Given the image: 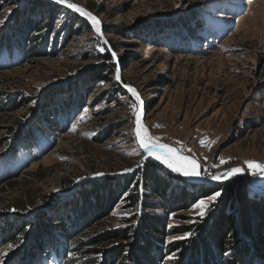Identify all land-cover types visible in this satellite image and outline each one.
Returning a JSON list of instances; mask_svg holds the SVG:
<instances>
[{
	"label": "rangeland",
	"instance_id": "374dc122",
	"mask_svg": "<svg viewBox=\"0 0 264 264\" xmlns=\"http://www.w3.org/2000/svg\"><path fill=\"white\" fill-rule=\"evenodd\" d=\"M69 2L100 21L106 44L86 17L55 0H0V264H72L79 256L72 244L87 246L103 230L139 227L154 217L164 222L156 236L165 253L160 264H204L201 250L191 263L192 253L186 255L197 248L195 225L211 221L221 204L239 221V202L234 194L229 201L227 183L244 187L251 201L264 200L252 189L264 191V176L245 164H264V0ZM129 87L142 101L150 134L198 162L201 175L191 183L143 159ZM72 97L76 103L67 111ZM151 164L160 168L150 173ZM232 168L245 171L226 182H204L206 171ZM96 187L114 203L95 206ZM82 188L92 193L78 197ZM155 189L204 194L170 205ZM216 192L215 201L206 200ZM129 193L133 204L125 200ZM202 199L208 205L203 218L193 207ZM150 204L162 207L145 208ZM75 206L79 211L72 212ZM18 225L25 233L18 234ZM38 225L51 230L37 239L47 247L34 259ZM54 242L56 252L47 250ZM174 244L181 247L166 253ZM112 248L93 246L95 264H105ZM258 259L253 255L247 264H264Z\"/></svg>",
	"mask_w": 264,
	"mask_h": 264
},
{
	"label": "trees",
	"instance_id": "16d2710c",
	"mask_svg": "<svg viewBox=\"0 0 264 264\" xmlns=\"http://www.w3.org/2000/svg\"><path fill=\"white\" fill-rule=\"evenodd\" d=\"M38 28L39 27L35 28L34 30L37 31ZM69 100L72 104V107H69L67 111L73 109V106L76 103L74 101V97L71 99L69 98ZM148 168L150 173H152L154 172L155 168L158 169L160 167L156 164H151ZM150 182L153 184H160L156 180H151ZM67 184L68 185L66 188L69 191L71 189L70 187L72 183L68 182ZM189 184L190 183H188V185ZM92 185L94 186L95 184L92 183ZM237 186L235 188H231L232 186L230 183H227L225 187L229 201H231L232 194H234L236 203L239 202V221L237 223L234 222L233 212L232 214L227 215V213H225L226 208H223V204H221L220 211L211 221H204L198 225H195L197 230L196 233H198V239L196 240L197 248L193 250L189 248L190 251L188 250L186 252V255L189 252L192 253L189 258L190 263L197 259V255L200 252H198V250H201L203 253L200 254V256L202 257L204 264H247L252 262L251 260L253 255L259 258L258 260H255L257 263H261L262 260H264V200L258 199L251 201L246 195L245 188L240 185L238 187ZM98 188L99 187L95 188V201L97 202L95 206L103 207L105 202L110 205L113 202L112 200H114L113 195H109L106 199L105 196L100 194L98 191L100 188ZM79 192L85 195H80L79 193L78 197L88 196V194L92 193V191H89L90 193L88 192V194H86L87 190L84 188H82ZM155 192H157V194H159L161 197L162 203H169L170 205L175 203H181L183 205L187 201H194V199L201 197L204 194L201 193L196 196H191L190 193L184 192V194L173 195L166 194L165 190L163 191L161 189H155ZM133 195L134 194L129 193L125 200L129 202L132 200L133 204V202L136 201V197ZM96 199H98V201ZM225 200L226 199H223V202ZM149 206L150 207L145 208L159 209L162 207V205L153 204H150ZM230 209L232 210V208ZM77 211H79V208L78 206H75L72 212ZM163 225L164 222L160 218L154 217V219L147 218V221H145L142 225L140 224L139 227L128 225L103 230L100 236L94 238L92 243L87 245L88 247L80 242H76L75 244L71 245V247L74 248V255L81 256L74 258L72 264H95L96 261L91 255L94 251L92 248L97 244H103L105 242L111 244L113 247L109 254L110 257L103 259L105 264H160L165 253L163 254L162 252V241L160 242L157 240L156 236L157 234L160 235L164 232ZM41 226L42 227L38 225L34 232L35 234L38 232L37 236H34V241L37 242L33 245L32 249V258L34 259H36V255L39 254V252L44 251L45 247H47V245L41 243V240L37 239L43 238V236L51 230L50 227L46 230L44 229L45 226ZM15 228L19 235L25 233L24 227L18 225ZM185 229L189 230L190 228L186 227ZM236 236H240L237 242L234 240ZM250 240V245H253L254 250L249 253ZM56 245L57 244L54 242V245H50L48 246L49 248L46 249L56 252ZM180 247L179 244L168 245L166 253L170 254L174 251L177 252ZM229 249L233 252L231 251L232 253H230L228 255L229 257L225 259V252ZM246 255L249 257V259L245 257ZM183 258L186 259L187 257L184 255L183 257L179 258V261H181Z\"/></svg>",
	"mask_w": 264,
	"mask_h": 264
},
{
	"label": "snow or ice",
	"instance_id": "6c2138e0",
	"mask_svg": "<svg viewBox=\"0 0 264 264\" xmlns=\"http://www.w3.org/2000/svg\"><path fill=\"white\" fill-rule=\"evenodd\" d=\"M55 2L57 4L66 5L67 8L72 9L73 11L78 12L81 16L86 17L91 22L92 27L95 30L97 36L101 38V42L104 44L107 43V41L103 40L101 37V30L99 26L100 21L90 12H87L83 8L73 3H70L69 0H55ZM0 23H2V21H0ZM100 50L103 51L104 49L101 48ZM114 56L115 54L113 53V57ZM116 79L117 81L120 80L119 70H117ZM128 91L134 97V100L131 101V109L133 116L135 117L133 137L138 149L140 150V153H143L145 158H152L158 161L161 165H164L166 168L170 169L173 172H179L184 176L199 177L201 175V172L199 171L200 166L195 159L183 156L180 149H176L168 144L161 143V138L152 136L150 134L148 128L142 122V111L140 110V105L142 104V101L139 95L137 94L135 89L131 87L128 88ZM83 119L84 117H81V120ZM225 162L226 161L221 159V164ZM245 164L247 165V170H249L252 175H257L259 172L260 175L264 176V164H260L256 161L251 160L245 161ZM215 166L216 165H214V167ZM244 171L245 169L243 168H232L226 173L216 175H212L211 173H208L206 171L205 175H207L213 181H218L222 178L226 179L232 175L242 173ZM219 195L220 193L216 192L208 196L206 200L215 201ZM193 207L194 209H199V215L201 216V218H203V216L206 214V209L208 205L206 204V201L202 199L197 202ZM112 214L115 216L117 215V212L114 211ZM9 247L12 246L9 245ZM169 259H172V257H169Z\"/></svg>",
	"mask_w": 264,
	"mask_h": 264
},
{
	"label": "water",
	"instance_id": "95a60500",
	"mask_svg": "<svg viewBox=\"0 0 264 264\" xmlns=\"http://www.w3.org/2000/svg\"><path fill=\"white\" fill-rule=\"evenodd\" d=\"M186 157V156H185ZM189 158V157H188ZM143 159H145V156H144V158ZM156 161V160H155ZM157 163H159L158 161H156ZM160 164V163H159ZM167 169V168H166ZM171 171V170H170ZM243 174V172L242 173H238V174H235V175H232V176H230V177H228V178H226V179H221V180H218V181H213V180H211V179H205L204 180V182L205 183H215V182H226V181H229V180H231L233 177H235V176H240V175H242ZM188 177V181H190V182H192L194 179V177H190V176H187ZM253 189V191H257V192H259V194H264V191H258L257 189H254V188H252ZM68 193H70V191H68ZM68 193H66V194H68Z\"/></svg>",
	"mask_w": 264,
	"mask_h": 264
},
{
	"label": "bare ground",
	"instance_id": "6f19581e",
	"mask_svg": "<svg viewBox=\"0 0 264 264\" xmlns=\"http://www.w3.org/2000/svg\"><path fill=\"white\" fill-rule=\"evenodd\" d=\"M175 173H179V172H175ZM196 178V177H195ZM191 183V182H190ZM255 195V194H254ZM261 196V195H260Z\"/></svg>",
	"mask_w": 264,
	"mask_h": 264
}]
</instances>
